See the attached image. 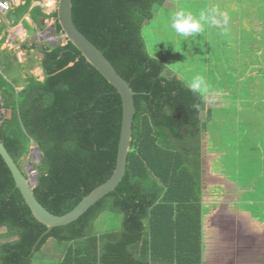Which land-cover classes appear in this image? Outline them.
<instances>
[{
    "label": "trees",
    "instance_id": "16d2710c",
    "mask_svg": "<svg viewBox=\"0 0 264 264\" xmlns=\"http://www.w3.org/2000/svg\"><path fill=\"white\" fill-rule=\"evenodd\" d=\"M35 1L24 0L9 12L11 26L30 13L39 27L54 18L56 33L63 34L57 12L48 16L32 8ZM167 1L73 0L79 30L135 92L126 174L78 220L48 230L33 216L0 155V230L17 237L0 244V264H33L50 239L67 246L58 264H202L200 114L206 110L205 95L168 74V54L153 57L143 35ZM4 41L0 101L10 117L0 123V142L22 170L31 144L38 148L34 193L51 213L67 214L116 169L121 96L67 39L40 49L45 78L29 74L22 86L1 51ZM106 214L121 215L120 228L97 235L95 227Z\"/></svg>",
    "mask_w": 264,
    "mask_h": 264
},
{
    "label": "rangeland",
    "instance_id": "374dc122",
    "mask_svg": "<svg viewBox=\"0 0 264 264\" xmlns=\"http://www.w3.org/2000/svg\"><path fill=\"white\" fill-rule=\"evenodd\" d=\"M235 2L168 0L143 30L147 49L153 57L161 59L164 54H168V74L173 72L189 86L195 74H202L209 84L208 91L203 93L206 110L200 114L201 202L209 206L210 211L215 207L220 211L217 210L209 220L211 233L219 230L222 210L232 207L231 213L238 216L236 207L239 202H243L244 205L250 203V206H254L253 211L258 212V205L264 201V20L261 18L264 10L259 11L256 17H251L254 12L250 5L244 9ZM209 6H215L218 12L226 8L222 13L227 12V25L206 28L195 39L181 38L170 28L172 13L184 8L198 17L199 12ZM245 17L250 20L248 24H257L258 34L241 27L240 19ZM53 22L49 19L45 28L40 30L41 35L36 34L34 39H27L26 44H37V50L33 53L17 50L19 62L23 64L12 65L17 70L20 85L25 84L29 74L44 80L43 69L38 64L42 58L40 48L66 43L64 34L55 32ZM43 34L49 38H45ZM13 48L7 42L1 49L15 52ZM9 117L10 111L5 110L0 101V123L2 119ZM40 160L41 154L32 143L22 165L25 175L34 185L37 183ZM117 217L108 214L103 216L95 227V234L101 236L110 229H119L122 216ZM239 218L237 217L238 220ZM227 227L239 228L238 223ZM16 239L5 229L0 230V244ZM228 243L229 254L232 256L231 251L235 248L231 246L232 242ZM66 249L65 243L50 239L35 254L33 264H58ZM222 249L225 251L226 246ZM256 253L245 254V258L254 257L251 263L258 264ZM229 254L216 253L210 257L209 263L230 264L227 258Z\"/></svg>",
    "mask_w": 264,
    "mask_h": 264
},
{
    "label": "crops",
    "instance_id": "0c3cea01",
    "mask_svg": "<svg viewBox=\"0 0 264 264\" xmlns=\"http://www.w3.org/2000/svg\"><path fill=\"white\" fill-rule=\"evenodd\" d=\"M2 1H8L12 6L11 10H13L14 7H18L24 3V0H2ZM52 1L54 2V6L52 8L48 6V3L45 0L35 1L32 5V8L40 7L44 14L50 16L51 14L57 12L58 0H52ZM233 1H236L235 4L240 5L244 9L250 5L249 7L252 8V12H254L253 15H250L251 17L252 16L256 17V14L259 11L264 10V0H257V1L230 0V2H233ZM215 4L217 3L215 2ZM235 4H231V5L233 6ZM243 5H247V6H243ZM223 11H226V8L223 10H219L220 13H222ZM9 12L6 14L5 13L0 14V28L3 24L7 26L6 29L2 31V33H0V42L3 39V37H5V41L2 43L1 48L7 42H9V44H11L14 47L13 49H15L14 50L15 52H6L5 49L4 50L1 49V51L10 57L12 64H23L19 62L17 50L26 51L27 53L29 52L33 53V51L37 50L38 45L37 44L27 45L26 44L27 39H31V38L34 39L36 34L41 35L42 33H40V30H43L45 28L44 27L45 23L49 19L54 21L52 26H54V29H55V19L48 18L46 20H43L41 22L42 27H39L36 23L33 22L30 13H28L24 16V18L20 21V23L12 27L11 22L8 19ZM259 16L260 14L258 15V17ZM261 16H262L261 17L262 20H264V12L261 14ZM245 18L240 19L241 27L242 28L246 27L247 28L246 30L250 29V31L253 30L258 34V31H257L258 28H256L258 26L256 22H254L256 26H254L253 24H248V21L250 20L247 17ZM23 21H26L29 24L30 28H26ZM251 21H253L252 18H251ZM48 28L50 27L48 26ZM28 35H31V36L28 38ZM42 36H44L45 38H49L46 34H43ZM51 39L53 40V38ZM53 41H55V39ZM35 46L37 48H34ZM55 46H57V44ZM39 51L41 52V50ZM42 58H43V54H42ZM260 198H263V197H260ZM263 203L264 201L261 203V205H258L259 210L258 212H256V211H253L252 207L254 206H250L249 205L250 203L247 205H244L243 202H239V204L236 207L237 209L235 210L237 213H239L238 216H236L234 213L233 214L231 213L232 207L231 208L228 207L227 210H222L220 213L221 216L219 217L220 218L219 219L220 221L219 230H216L215 233L210 232L211 227H210L209 220L213 216V214L217 212L218 208L215 207L210 211L209 206L207 205L205 206V204L202 203V211H203V216H202V244H203L202 264H211L209 263L211 261L210 257L212 255H215L216 253L219 255L220 254L228 255L229 246H227V243L229 241L232 242L231 246L235 248L234 251L233 250L231 251L232 256H230L229 254V256L227 257L228 262L229 261L231 262L230 264H253L251 262L255 258L253 257V258L247 259L245 258V254L250 255L251 253H255V252H257L256 254L258 255V260L256 259L258 264H264V204ZM237 217H240L239 220L237 219ZM233 223L234 224L238 223L239 228L236 229L235 227L234 228L227 227L228 225L230 226V224H233ZM223 246H226L225 251L222 249Z\"/></svg>",
    "mask_w": 264,
    "mask_h": 264
},
{
    "label": "water",
    "instance_id": "95a60500",
    "mask_svg": "<svg viewBox=\"0 0 264 264\" xmlns=\"http://www.w3.org/2000/svg\"><path fill=\"white\" fill-rule=\"evenodd\" d=\"M11 18H14V16L12 15ZM57 20L65 38L80 51L87 62H89V64H91L121 96L123 103V121L117 165L113 175L109 180L87 195L73 210L60 216L51 213L40 203L34 193L37 183L34 185L30 181L23 170L14 161L5 145L0 142V155L10 169L16 187L20 190L33 216L37 221L47 226L48 230L75 222L92 206L117 188L126 174L128 155L133 140V121L136 113L135 92L130 84L116 71L103 51L90 41L75 24L73 19V0H58Z\"/></svg>",
    "mask_w": 264,
    "mask_h": 264
},
{
    "label": "clouds",
    "instance_id": "9594fccd",
    "mask_svg": "<svg viewBox=\"0 0 264 264\" xmlns=\"http://www.w3.org/2000/svg\"><path fill=\"white\" fill-rule=\"evenodd\" d=\"M228 16L226 13L218 12L215 6H209L199 12L198 17L191 11L181 8L171 14L170 28L181 38L195 37L205 32L206 28H220L227 25ZM209 84L202 74H195L191 80L190 90L194 93H206Z\"/></svg>",
    "mask_w": 264,
    "mask_h": 264
},
{
    "label": "built area",
    "instance_id": "2783aa9c",
    "mask_svg": "<svg viewBox=\"0 0 264 264\" xmlns=\"http://www.w3.org/2000/svg\"><path fill=\"white\" fill-rule=\"evenodd\" d=\"M12 6L8 1H0V14H6L11 11Z\"/></svg>",
    "mask_w": 264,
    "mask_h": 264
},
{
    "label": "bare ground",
    "instance_id": "6f19581e",
    "mask_svg": "<svg viewBox=\"0 0 264 264\" xmlns=\"http://www.w3.org/2000/svg\"><path fill=\"white\" fill-rule=\"evenodd\" d=\"M48 3V6L51 8L54 6V2L52 0H45Z\"/></svg>",
    "mask_w": 264,
    "mask_h": 264
}]
</instances>
